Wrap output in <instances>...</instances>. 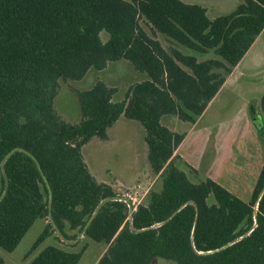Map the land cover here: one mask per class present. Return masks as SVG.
Returning a JSON list of instances; mask_svg holds the SVG:
<instances>
[{"label":"trees","instance_id":"1","mask_svg":"<svg viewBox=\"0 0 264 264\" xmlns=\"http://www.w3.org/2000/svg\"><path fill=\"white\" fill-rule=\"evenodd\" d=\"M263 29L264 0L214 16L188 0H0V247L13 251L43 218L27 256L52 235L76 246L84 234L104 247L96 264H264V162L246 201L187 164L191 177L177 152ZM122 59L146 78L119 98L99 79L74 89L79 121L58 112L62 81ZM121 118L144 127L160 179L136 209L83 153ZM64 245L45 246L27 264H77L82 251Z\"/></svg>","mask_w":264,"mask_h":264},{"label":"rangeland","instance_id":"2","mask_svg":"<svg viewBox=\"0 0 264 264\" xmlns=\"http://www.w3.org/2000/svg\"><path fill=\"white\" fill-rule=\"evenodd\" d=\"M188 1H195L208 6L210 15L214 16L215 14L231 12L241 0ZM144 78H146V74L137 70L131 61L127 59L112 61L108 63L105 69L88 71L81 79L62 81L61 92L56 98L55 105L65 119L76 122L81 119L82 115L79 99L74 93V89L89 88L97 80L102 79L119 89L117 95L119 98L129 84ZM223 88L211 101L207 107V112L198 118L197 124L192 128V133H189L185 139L181 149L182 158L178 160V163L189 172L191 177H194L193 173H190L186 161L191 162L198 168L200 178L213 177L234 194L248 201L262 165L258 161V156L253 155L249 159V156L243 153H239L236 160L230 161L227 147L225 158L224 154L220 155L217 162L212 166L218 156L217 149H215L218 126L214 123L226 121L232 124L230 126L236 128L241 126V130L231 136L235 143L237 139L242 142L250 141L247 145L255 151L258 146L264 148L250 113V103H254L257 108L253 107L252 111L256 114L258 127L264 125V113L259 108L260 99L264 94V31L241 59L238 69H234ZM243 103L248 104V117L258 138L256 142L250 139L249 132L242 129L244 128V121L238 117V112ZM204 130L210 133L206 143L203 137ZM108 134L107 140L94 137L84 146L85 160L97 178L111 183L123 197L126 198L129 195L136 197V203L146 201L149 189L158 185L160 179H157L149 167L144 127L139 121L121 118L109 128ZM261 155L264 159V149ZM210 200H214L212 195ZM46 223L47 220L38 218L13 251H7L0 247V256L4 258L5 263L27 264L45 246L51 244L64 245V242L52 235L42 242L30 256H27ZM57 233L60 239H65L63 234ZM75 239L78 241L76 246H64L70 250L82 251L77 264H96L104 249L102 243L84 234H79ZM151 264L176 263L172 260L156 258Z\"/></svg>","mask_w":264,"mask_h":264},{"label":"crops","instance_id":"3","mask_svg":"<svg viewBox=\"0 0 264 264\" xmlns=\"http://www.w3.org/2000/svg\"><path fill=\"white\" fill-rule=\"evenodd\" d=\"M192 2H195V1H192ZM264 31V29L262 30V32ZM261 32V33H262ZM261 33H260V35H261ZM259 35V36H260ZM258 36V37H259ZM257 37V38H258ZM257 38H256V40H257ZM255 40V41H256ZM255 41H254V43H255ZM253 43V44H254ZM253 44H252V46H253ZM251 46V47H252ZM250 47V48H251ZM249 51V50H248ZM248 51H247V53H248ZM246 53V54H247ZM245 54V55H246ZM244 55V56H245ZM241 61V60H240ZM239 64H240V62L237 64V66L235 67V70H237L238 69V67H239ZM234 71V70H233ZM233 74V72L229 75V77H231V75ZM228 77V78H229ZM228 78L226 79V81L224 82V84H223V86L221 87V89L220 90H223L224 88V85L227 83V81H228ZM220 90L218 91V93L220 92ZM217 93V94H218ZM216 94V95H217ZM216 97V96H215ZM214 97V98H215ZM213 98V99H214ZM212 99V100H213ZM211 100V101H212ZM211 103V102H210ZM209 103V104H210ZM209 104H208V106H209ZM207 106V107H208ZM242 108L240 109V111L238 112V117H241V120L242 121H244L243 123H244V128H242L243 130H245V131H247V132H249L250 133V135H249V137H250V139L252 140V141H255L256 142V139L258 140V138H257V136H256V131L254 130L255 128H254V126H253V124H252V122L250 121V118L248 117V104L247 103H243V105L241 106ZM207 112V108L205 109V111H204V113L201 115V116H203L205 113ZM199 120V119H198ZM196 124H197V122H196ZM195 124V125H196ZM194 125V126H195ZM214 125H217L218 126V129H217V134H216V139H215V149H217V157H216V159L214 160V162H213V164H212V166H214V164L217 162V160H218V158L220 157V155H223L224 154V158H225V152H226V150H227V147H228V154H229V157H230V161H232V160H236V158H237V155L239 154V153H243V154H246V155H248L249 156V159L253 156V155H255V156H258V161H260L259 163H261V165H263V162H264V159H263V156L261 155V153H262V151H263V149H262V146L261 147H259L258 146V149H256V151L254 150V149H252V148H250V147H248V143H250V141H239L238 139H237V142L235 143V140H234V138L233 137H231L232 136V134L233 133H236L238 130H241V126H240V128H236V127H234V126H230V125H232V124H229L228 122H224V121H221L220 123H218V124H216V123H214ZM193 126V127H194ZM192 127V128H193ZM232 127H234V128H232ZM192 128L189 130V132H188V134L186 135V137L184 138V140L182 141V143L179 145V147H178V149H177V152L182 156V153H181V149H182V145H183V143H184V141H185V139L187 138V136L189 135V133H192ZM210 136V133H208L206 130H204V133H203V137H204V141H205V143L208 141V137ZM229 145V146H228ZM207 146V145H206ZM207 148V147H206ZM222 148V150H220ZM259 156H260V160H259ZM221 158H223V157H221ZM223 158V159H224ZM227 158V157H226ZM188 164H190V165H192V166H194V167H196L195 165H193L191 162H188V161H186ZM211 166V167H212ZM197 168V167H196ZM261 168H262V166H261ZM198 169V168H197ZM261 171V170H260ZM211 178H213V177H211ZM213 179H215V178H213ZM216 180V179H215ZM257 180V179H256ZM256 180L254 181V184H255V182H256ZM217 181V180H216ZM219 182V181H218ZM220 183V182H219ZM223 185V184H222ZM224 186V185H223ZM226 187V186H225ZM227 188V187H226ZM231 191V190H230Z\"/></svg>","mask_w":264,"mask_h":264},{"label":"water","instance_id":"4","mask_svg":"<svg viewBox=\"0 0 264 264\" xmlns=\"http://www.w3.org/2000/svg\"><path fill=\"white\" fill-rule=\"evenodd\" d=\"M263 194H264V188H263V190H262L261 193H260L259 199L263 196ZM257 206H258V203H257L256 207H257ZM255 226H256V224H255V225H254L249 231H247L244 235H242V236H240V237L234 239L233 241H231V242L228 243V244H231V243H233V242H236V241H238L239 239H241L242 237H244L245 235L249 234V233L253 230V228H254Z\"/></svg>","mask_w":264,"mask_h":264},{"label":"built area","instance_id":"5","mask_svg":"<svg viewBox=\"0 0 264 264\" xmlns=\"http://www.w3.org/2000/svg\"><path fill=\"white\" fill-rule=\"evenodd\" d=\"M131 199H130V198ZM129 197H126V199H128L130 202H131V204L133 205L132 207H133V209H136V207H137V205H138V203H136V197H133V196H131V195H129Z\"/></svg>","mask_w":264,"mask_h":264}]
</instances>
